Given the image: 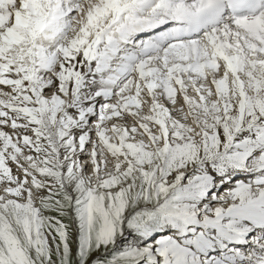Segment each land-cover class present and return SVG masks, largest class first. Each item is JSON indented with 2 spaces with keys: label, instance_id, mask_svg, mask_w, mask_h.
Masks as SVG:
<instances>
[{
  "label": "snow or ice",
  "instance_id": "obj_1",
  "mask_svg": "<svg viewBox=\"0 0 264 264\" xmlns=\"http://www.w3.org/2000/svg\"><path fill=\"white\" fill-rule=\"evenodd\" d=\"M0 264H264V0H0Z\"/></svg>",
  "mask_w": 264,
  "mask_h": 264
}]
</instances>
